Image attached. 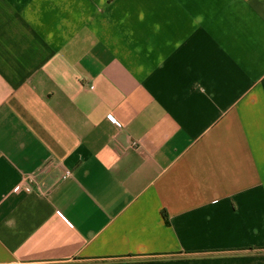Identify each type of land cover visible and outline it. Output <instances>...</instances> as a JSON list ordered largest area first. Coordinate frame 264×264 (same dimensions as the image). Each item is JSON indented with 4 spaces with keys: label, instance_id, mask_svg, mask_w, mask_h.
<instances>
[{
    "label": "crops",
    "instance_id": "obj_1",
    "mask_svg": "<svg viewBox=\"0 0 264 264\" xmlns=\"http://www.w3.org/2000/svg\"><path fill=\"white\" fill-rule=\"evenodd\" d=\"M0 264H264V0H0Z\"/></svg>",
    "mask_w": 264,
    "mask_h": 264
},
{
    "label": "built area",
    "instance_id": "obj_2",
    "mask_svg": "<svg viewBox=\"0 0 264 264\" xmlns=\"http://www.w3.org/2000/svg\"><path fill=\"white\" fill-rule=\"evenodd\" d=\"M133 146L136 147V148H139V143L138 142H134Z\"/></svg>",
    "mask_w": 264,
    "mask_h": 264
}]
</instances>
